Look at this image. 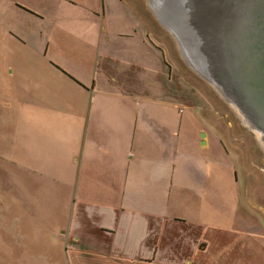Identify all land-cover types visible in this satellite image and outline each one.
Returning a JSON list of instances; mask_svg holds the SVG:
<instances>
[{
    "label": "crops",
    "instance_id": "crops-1",
    "mask_svg": "<svg viewBox=\"0 0 264 264\" xmlns=\"http://www.w3.org/2000/svg\"><path fill=\"white\" fill-rule=\"evenodd\" d=\"M124 9L103 10L110 31L96 42L65 45L81 63L79 76L69 75L79 88L57 115L50 105L33 119L47 130L33 140L32 170L66 176L68 218L49 264H264L262 227L219 225L207 214L217 173L200 155L216 137L184 118L175 68L136 10ZM186 127L197 134L185 140Z\"/></svg>",
    "mask_w": 264,
    "mask_h": 264
},
{
    "label": "rangeland",
    "instance_id": "rangeland-1",
    "mask_svg": "<svg viewBox=\"0 0 264 264\" xmlns=\"http://www.w3.org/2000/svg\"><path fill=\"white\" fill-rule=\"evenodd\" d=\"M126 5L136 10L151 41L162 47L181 79L177 85L185 94L186 103L179 106L184 118L194 120L199 128H210L216 137L213 150L200 155L204 165L210 164L217 173L216 206L207 214L219 225L241 223L249 229H264L263 144L190 67L147 1L0 0V264H49L54 257L50 254L55 251L54 238L64 233L68 218L67 192L61 186L66 176L62 170H32L33 140L47 130L40 125L35 128L33 119L36 112L47 114L50 105L57 108L53 112L57 115L69 99V89L79 88L70 73L79 76L81 63L66 57L65 45L74 42L86 48L88 41L96 42L110 31L111 15L107 13L103 22V10L125 11ZM96 13L102 15L98 18ZM213 119L216 128H212ZM198 127H186L185 140L195 136ZM220 184L232 187L227 191Z\"/></svg>",
    "mask_w": 264,
    "mask_h": 264
},
{
    "label": "water",
    "instance_id": "water-1",
    "mask_svg": "<svg viewBox=\"0 0 264 264\" xmlns=\"http://www.w3.org/2000/svg\"><path fill=\"white\" fill-rule=\"evenodd\" d=\"M151 2L182 57L263 144L264 0Z\"/></svg>",
    "mask_w": 264,
    "mask_h": 264
},
{
    "label": "flooded vegetation",
    "instance_id": "flooded-vegetation-1",
    "mask_svg": "<svg viewBox=\"0 0 264 264\" xmlns=\"http://www.w3.org/2000/svg\"><path fill=\"white\" fill-rule=\"evenodd\" d=\"M145 1H147L148 2V4H149V6H148V8H149V10L154 14V16L157 18V20H158V22H159V24L163 27V28H165L166 29V27L164 26L165 24H164V21H167L165 18L163 19V18H161V17H159L157 14H156V11L154 10V2H151V0H145ZM153 1V0H152ZM177 20H179V19H177ZM167 30V29H166ZM240 121V120H239ZM247 131V130H246Z\"/></svg>",
    "mask_w": 264,
    "mask_h": 264
},
{
    "label": "bare ground",
    "instance_id": "bare-ground-1",
    "mask_svg": "<svg viewBox=\"0 0 264 264\" xmlns=\"http://www.w3.org/2000/svg\"><path fill=\"white\" fill-rule=\"evenodd\" d=\"M167 31H168V30H167ZM168 32H169V31H168ZM173 38H174V37H173ZM174 40H175V39H174ZM175 41H176V40H175ZM176 43H177V41H176ZM177 45L179 46V44H178V43H177ZM259 143H260V141H259ZM263 146H264V143H263ZM263 146H262V147H263Z\"/></svg>",
    "mask_w": 264,
    "mask_h": 264
},
{
    "label": "trees",
    "instance_id": "trees-1",
    "mask_svg": "<svg viewBox=\"0 0 264 264\" xmlns=\"http://www.w3.org/2000/svg\"><path fill=\"white\" fill-rule=\"evenodd\" d=\"M163 56L165 57L166 55H164V53H163Z\"/></svg>",
    "mask_w": 264,
    "mask_h": 264
}]
</instances>
